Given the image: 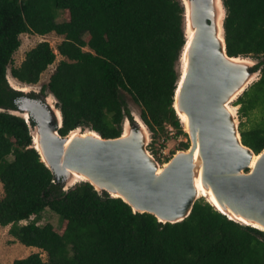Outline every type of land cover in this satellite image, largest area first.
Returning a JSON list of instances; mask_svg holds the SVG:
<instances>
[{
    "label": "trees",
    "instance_id": "1",
    "mask_svg": "<svg viewBox=\"0 0 264 264\" xmlns=\"http://www.w3.org/2000/svg\"><path fill=\"white\" fill-rule=\"evenodd\" d=\"M223 3L228 55L260 61L253 68H261L259 80L234 103L240 118L261 113L250 128L239 124L243 143L258 154L264 150V0ZM51 33L63 37L56 49L38 43L11 73L36 85L61 56L41 96L50 91L58 99L62 136L90 126L103 138L119 137L124 119L133 121L126 92L141 107L153 143L169 139L171 126L188 138L181 147L189 148L174 108L186 42L179 0H0V108L17 109L23 97L7 79L21 35ZM31 145L27 122L0 112V225L47 255L33 253L13 264H264V231L229 220L205 199L185 220L162 224L90 183L64 191ZM46 209L60 216V231L39 224Z\"/></svg>",
    "mask_w": 264,
    "mask_h": 264
},
{
    "label": "water",
    "instance_id": "2",
    "mask_svg": "<svg viewBox=\"0 0 264 264\" xmlns=\"http://www.w3.org/2000/svg\"><path fill=\"white\" fill-rule=\"evenodd\" d=\"M179 1L184 8L186 42L178 64L174 108L190 146L166 163H160L148 150L152 133L141 113L134 116L131 111L133 121L124 119L117 138H103L90 126L77 127L62 136L59 129L63 127V115L58 99L50 91L40 98L29 97L41 89L36 91L34 85L20 82L12 73H7L8 82L23 97L17 101V109L0 108V112L27 122L31 148L61 180L64 191L82 182L90 183L99 193L122 199L134 213L152 214L162 224L185 220L195 203L205 199L229 220L264 231V150L257 154L243 143L237 112L234 115L228 108L234 96L237 101L259 80L261 68H253L260 61L228 55L223 0H219L224 9L221 25L216 0H188L194 29L188 45L186 6ZM185 50L188 64L184 74ZM236 58L239 61H234ZM10 78L29 90L14 86ZM49 98L54 100L53 106ZM181 113L188 116L187 126ZM197 170H201L202 184L212 191L220 208L199 195Z\"/></svg>",
    "mask_w": 264,
    "mask_h": 264
},
{
    "label": "rangeland",
    "instance_id": "3",
    "mask_svg": "<svg viewBox=\"0 0 264 264\" xmlns=\"http://www.w3.org/2000/svg\"><path fill=\"white\" fill-rule=\"evenodd\" d=\"M65 18L64 15H62L59 18V21H63ZM21 41H22V45L19 48V50L14 54L13 56V64L9 65L8 67V73L11 75V68L13 66H19L22 61L25 58V54L27 53V51H29L30 49H32L33 47H35L38 43L43 42V41H47L50 43V45L56 49L57 45L60 44L63 40V37L58 36L55 33H51L48 34L46 36H38V35H31V34H22L21 35ZM61 56H58L57 61L54 65L50 66L42 75L41 80L38 84L34 85V89H36V91H40V89L42 90L43 87H45L50 80L51 75L53 74L57 64L59 63V61L61 60ZM15 80V79H14ZM126 102L128 104L129 109L132 111V114L135 116L140 115L141 113V107L139 105H137L132 97L124 92L123 93ZM235 103V102H234ZM232 105H234L232 103ZM237 115L238 116V120L239 123L243 122L245 123L243 126V129H248L250 128V126L252 125V122L254 121H258L261 117V113L259 111H255L252 114V117L250 120H247L246 118H240L239 114H238V109H237ZM237 118V117H236ZM186 132V129H185ZM152 137V136H151ZM190 140V139H189ZM188 142V138L185 137L184 135H176V133L174 134H170V138L165 140L163 139H159L156 142H150L149 146H148V150L151 152V154L160 162L162 163V158L164 156V153H166V155H169L171 158L177 154V152L184 150L181 147L182 143H186ZM153 143V144H152ZM4 195V191H3V185L0 182V199L3 197ZM27 221H23L22 224H26ZM53 224L54 227L59 230L61 227V218L59 215L55 214L54 212H52L49 209H46L43 214H42V219L39 222L40 225H45V224ZM10 227V226H9ZM5 229V226L0 225V231ZM10 229V228H9ZM60 231V230H59ZM9 234V233H8ZM12 236L9 234L8 235V239H11ZM20 243V242H19ZM4 245V244H3ZM23 245V244H22ZM6 250V247H5ZM42 257L44 259L47 258V255L45 254V252L41 251L40 252Z\"/></svg>",
    "mask_w": 264,
    "mask_h": 264
},
{
    "label": "bare ground",
    "instance_id": "4",
    "mask_svg": "<svg viewBox=\"0 0 264 264\" xmlns=\"http://www.w3.org/2000/svg\"><path fill=\"white\" fill-rule=\"evenodd\" d=\"M182 1L184 2V5L186 6V29H187V34H188V45H189V43L192 39L193 33H194V29L192 27V22H191V5L189 4L188 0H182ZM216 2H217V7H218V10H217L218 21H219V24L221 25V21H222L223 15H224V9L222 8L221 2L219 0H216ZM234 61H239V59L236 58V59H234ZM187 64H188V54H187V50H185L184 55H183V72H184V74H185L186 69H187ZM10 81L16 87H24L23 89H26V91L29 90L28 88H25L24 85L20 84V82H18L17 80H14L13 78H10ZM236 98H237V96H234L231 99V102L228 103V108L230 109V111L234 115L236 114L238 106L232 105V103L234 101H236ZM48 101H49L50 105H52V106L54 105V100L52 98H49ZM136 117H138V116H136ZM180 117H181L182 121L184 122V124L187 126L188 122H189L188 116L185 113H181ZM141 125H142V127H145L142 122H141ZM128 129H129V126H128V124H126L125 135H127ZM196 158H197V156H196ZM256 159H257V157L254 158V160L252 162V166L255 164ZM160 171H161V169H160ZM196 187H197V189L199 191V195L201 197L208 198L209 201H211L215 205V207L220 208L214 194L212 193V191L210 189H206L203 186L202 181H201V170H197Z\"/></svg>",
    "mask_w": 264,
    "mask_h": 264
},
{
    "label": "crops",
    "instance_id": "5",
    "mask_svg": "<svg viewBox=\"0 0 264 264\" xmlns=\"http://www.w3.org/2000/svg\"><path fill=\"white\" fill-rule=\"evenodd\" d=\"M9 228V226H6L5 229L0 231V262L2 264H13L16 259L26 258L33 253L42 251L36 247L22 245L13 237L8 239Z\"/></svg>",
    "mask_w": 264,
    "mask_h": 264
},
{
    "label": "built area",
    "instance_id": "6",
    "mask_svg": "<svg viewBox=\"0 0 264 264\" xmlns=\"http://www.w3.org/2000/svg\"><path fill=\"white\" fill-rule=\"evenodd\" d=\"M169 133L172 135L175 133V130L173 129V127H168ZM171 157L169 155H166V153H164V156L162 158V164L166 163Z\"/></svg>",
    "mask_w": 264,
    "mask_h": 264
},
{
    "label": "flooded vegetation",
    "instance_id": "7",
    "mask_svg": "<svg viewBox=\"0 0 264 264\" xmlns=\"http://www.w3.org/2000/svg\"><path fill=\"white\" fill-rule=\"evenodd\" d=\"M35 94L39 95V98L42 97V96H41V92H39V93H35ZM44 95H45V94H44ZM44 95H43V96H44Z\"/></svg>",
    "mask_w": 264,
    "mask_h": 264
}]
</instances>
